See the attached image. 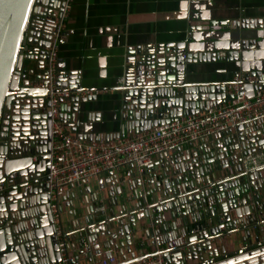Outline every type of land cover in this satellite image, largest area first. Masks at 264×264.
I'll list each match as a JSON object with an SVG mask.
<instances>
[{"label":"water","instance_id":"water-1","mask_svg":"<svg viewBox=\"0 0 264 264\" xmlns=\"http://www.w3.org/2000/svg\"><path fill=\"white\" fill-rule=\"evenodd\" d=\"M59 1L0 0V180L7 183L0 191V264H22L28 249L35 248L36 239H41L38 246L44 253H49V246L56 251L51 263L60 258L46 176H42L47 171L49 138L43 58L52 9ZM193 17L181 39L127 47L121 76L112 87L116 93V128L107 126L95 108L85 105L95 99V92H91L95 89L83 86L75 69L57 67L56 89L70 92L67 97H58L61 120L83 138L106 139L230 99L232 94L226 93L224 86L231 76L222 77L227 66L220 69L221 74H205L197 64L209 60L233 61L238 65L233 74L237 69L248 70L259 76L257 85H263L264 58L250 49L260 46L258 41L264 38V16L232 18L226 20L227 24L216 17ZM216 21L223 23L221 28H211ZM246 60L248 66L240 67L239 63ZM253 88L243 81L240 91L249 96ZM84 91L88 92L82 94ZM79 115H86L91 129L79 130ZM236 129L238 135L215 132L191 150L177 148L167 157L163 172L145 174L143 194L136 190L139 177L133 178L129 186L140 200L132 210L125 208L123 202L128 197L123 196L120 184L115 186L120 192L118 199L105 209H94L99 201L94 192L90 203L87 197L67 194L65 205L74 218L80 241L81 235L92 240L96 252L99 245H112L120 253L121 260L116 264L156 252L165 264H264V167L246 172L240 164L241 155L253 149L249 147L253 141L264 148V138L256 136L264 126L252 131L238 124ZM154 191H161L165 197L153 202L148 194ZM118 200L114 212L112 205ZM44 216L52 224L49 231H40ZM122 217H126L125 222ZM143 217L147 220L142 228L144 241L134 246H148L150 250L134 254L130 232L138 229L135 220ZM251 224L256 227L251 228ZM115 225L120 227L114 230ZM36 229L39 231L34 233ZM238 231L240 246L226 250L221 238ZM118 236L123 239L114 241ZM211 241L218 246H212ZM79 251L70 264L80 261Z\"/></svg>","mask_w":264,"mask_h":264},{"label":"built area","instance_id":"built-area-1","mask_svg":"<svg viewBox=\"0 0 264 264\" xmlns=\"http://www.w3.org/2000/svg\"><path fill=\"white\" fill-rule=\"evenodd\" d=\"M71 3L72 0H60L57 7L52 9L49 39L43 58L49 112L48 164L45 181L49 193L48 204L54 235L60 251L59 260L53 264H70V259L77 250H80L78 254L80 261L76 264H116L121 258L113 253L95 259V254L99 252H96L94 242L87 240L84 235H81L80 241L77 227L73 222L74 218L70 221L63 216V208L67 206L65 205L68 199L66 195L71 193H68V187L80 180L97 178L103 171L110 172L129 163L136 170L135 177L140 179L136 190L143 194L145 174L147 171L150 172V167L157 155L178 145L194 147L215 132H220L223 136L230 132L238 135L236 129L238 124L250 128L255 122L264 120V83L258 86L257 82L260 79L258 75H252L248 70H239L224 86L225 92L232 94L230 99L201 107L191 113L179 114L167 121L135 132H127L106 139L104 137L102 139L83 138L71 131L69 125L64 123L58 115V97H67L70 92L64 88L56 89L54 84L58 43L64 36V20ZM225 23L227 24V21ZM222 25L223 23L216 21L210 26L218 29ZM243 81L254 85L252 94L249 96H245L243 90L240 91ZM262 126L264 122L255 130L261 129ZM250 129L254 130L253 127ZM256 136L264 138V130H260ZM249 147L253 149L240 157L242 169L248 172L263 168L264 148H260V145L254 141ZM6 184L5 179L0 180V191ZM104 185L102 179H96L92 192L97 194L99 201L95 203L94 209H105L107 205L102 193L100 194ZM162 199L156 196L153 197V202ZM148 204L147 201L144 202V205ZM207 207L210 208L211 204ZM119 227L120 225H115L114 230ZM250 227L254 228L256 225L251 224ZM87 247L90 248L89 251ZM122 264H165V261L162 255L156 252Z\"/></svg>","mask_w":264,"mask_h":264},{"label":"crops","instance_id":"crops-1","mask_svg":"<svg viewBox=\"0 0 264 264\" xmlns=\"http://www.w3.org/2000/svg\"><path fill=\"white\" fill-rule=\"evenodd\" d=\"M194 15L203 19L216 17L219 20L242 16L248 18L264 16V0H72L64 20V36L58 43L57 67L64 70L75 69L78 72L80 83L87 88L95 89V91H91L95 92V99L86 101L85 105L89 108H95V111L99 112V118H102L107 126L116 128V93L112 87L116 84L117 78L121 76L123 58L127 47L137 44L143 45L147 42L181 39L187 30L189 19H194ZM223 31H216L215 33L220 35ZM262 31L264 33V30ZM217 42L222 43L221 40ZM223 42L226 41L223 40ZM258 44L260 46H254L250 51L264 58V38H261ZM248 62L246 60L239 63V66H248ZM233 63L235 62L209 60L197 65L205 71V74L209 75L221 74L220 69L226 65L228 70L222 74V77L227 78L232 77V70L238 66ZM86 92L88 91H84L82 94ZM72 120L75 119H71V122ZM263 122L264 120L257 121L250 128L253 127L255 130ZM90 123L91 121L86 115H79L78 127L80 131L84 128L91 129ZM127 132H133V130L124 133ZM74 133L77 134V132ZM104 133L106 132H102V134ZM86 136L89 135L86 134ZM190 147L187 148L193 149ZM177 148L180 149V145L157 155L150 167V172L147 171L146 173L163 172L167 157L171 153L177 152ZM184 151V148H181L182 154ZM166 173L168 174L169 171ZM227 174L229 175L228 172ZM136 175L134 166L129 163L116 170L103 171L99 174L97 178L102 179L105 184L100 190V194L102 193L107 205H110L114 198L118 199L120 192L116 191L115 186L120 184L123 188V196L128 197L123 202L126 210L134 209L140 197L135 196L129 183L131 185V181ZM97 178L73 183L68 187V193L74 192V195L87 197L88 203H90L91 192L95 187ZM114 178H118V181L114 182ZM148 195L165 197L161 191L150 192ZM118 201L112 205L114 212L120 204ZM81 209V212L84 213V206ZM68 210V206H64L63 216L71 221L73 217L68 213ZM122 220L125 222L126 217H122ZM136 222L139 226L136 225L135 228L138 229L134 230L133 233L130 232V250H133L134 254L150 250L148 246H134L135 242L144 241L142 228L147 226L146 217L136 219ZM240 234V231L228 232L221 238L222 245L226 250L240 246ZM122 239V236H118L114 241ZM211 245L218 246V243L211 241ZM122 248L125 256H129V252L124 247ZM106 251L120 256V253L112 245L108 247L99 245V253L95 254V259L104 255Z\"/></svg>","mask_w":264,"mask_h":264},{"label":"flooded vegetation","instance_id":"flooded-vegetation-1","mask_svg":"<svg viewBox=\"0 0 264 264\" xmlns=\"http://www.w3.org/2000/svg\"><path fill=\"white\" fill-rule=\"evenodd\" d=\"M43 67H44V64H43ZM42 176L45 177L46 176V172L43 173ZM45 178H44V180H45ZM42 220H43V226L40 229V231H42V230H45V231L51 230L52 229V224H51V222H49L48 217L44 216L42 218ZM38 231L39 230L36 229V230H34V233H37ZM29 235L32 236L33 233L29 232ZM40 240L41 239H36L35 240V245H36L35 248L32 247L31 249H28V253L25 254L24 260H22V264H53L51 262L55 258L56 251L54 249L52 250V247L49 246L50 247L49 248V253H44V248L43 247L41 248L40 246H38ZM11 245H13V244H11ZM15 264H19V263H15Z\"/></svg>","mask_w":264,"mask_h":264}]
</instances>
